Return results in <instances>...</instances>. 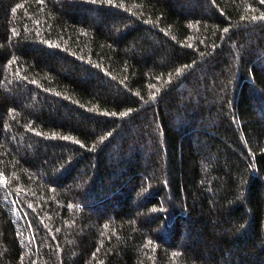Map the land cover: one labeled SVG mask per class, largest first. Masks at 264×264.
I'll return each mask as SVG.
<instances>
[{"label":"trees","instance_id":"obj_1","mask_svg":"<svg viewBox=\"0 0 264 264\" xmlns=\"http://www.w3.org/2000/svg\"><path fill=\"white\" fill-rule=\"evenodd\" d=\"M261 17L0 0V264H264Z\"/></svg>","mask_w":264,"mask_h":264},{"label":"snow or ice","instance_id":"obj_2","mask_svg":"<svg viewBox=\"0 0 264 264\" xmlns=\"http://www.w3.org/2000/svg\"><path fill=\"white\" fill-rule=\"evenodd\" d=\"M112 0H109V3H111ZM261 3H264V0H261ZM261 19H264V17H261ZM225 31H227V29H225ZM122 115H126V113H122Z\"/></svg>","mask_w":264,"mask_h":264}]
</instances>
